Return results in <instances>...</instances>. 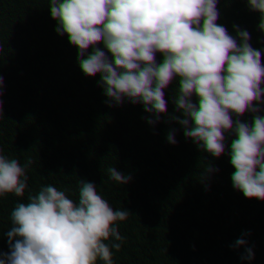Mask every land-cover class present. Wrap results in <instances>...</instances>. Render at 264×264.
<instances>
[{
    "label": "trees",
    "instance_id": "16d2710c",
    "mask_svg": "<svg viewBox=\"0 0 264 264\" xmlns=\"http://www.w3.org/2000/svg\"><path fill=\"white\" fill-rule=\"evenodd\" d=\"M0 264H264V0H0Z\"/></svg>",
    "mask_w": 264,
    "mask_h": 264
},
{
    "label": "clouds",
    "instance_id": "9594fccd",
    "mask_svg": "<svg viewBox=\"0 0 264 264\" xmlns=\"http://www.w3.org/2000/svg\"><path fill=\"white\" fill-rule=\"evenodd\" d=\"M112 86H113V87H117L118 84L114 82Z\"/></svg>",
    "mask_w": 264,
    "mask_h": 264
}]
</instances>
